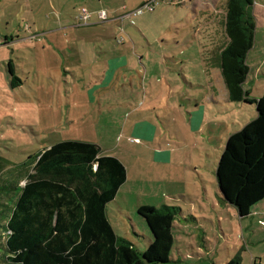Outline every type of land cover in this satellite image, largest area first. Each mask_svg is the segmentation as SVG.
<instances>
[{
	"label": "rangeland",
	"instance_id": "374dc122",
	"mask_svg": "<svg viewBox=\"0 0 264 264\" xmlns=\"http://www.w3.org/2000/svg\"><path fill=\"white\" fill-rule=\"evenodd\" d=\"M146 1L0 0V185L12 184L13 171L45 147L68 140L94 143L127 160L128 187L107 206L118 237L146 250L152 236L138 205L168 206L178 210L174 264H264V202L239 218L216 195L217 162L227 138L257 115L255 104L226 103L220 49L228 43V0H151L153 11L132 16ZM254 2V46L243 88L259 99L264 96V0ZM84 10L89 20L80 19ZM68 24L94 27L74 33ZM64 33L76 36L73 46L94 47L80 59L75 50L64 49ZM5 37L12 43L4 45ZM123 57L132 63L126 80L117 61ZM108 59L119 69L107 87L110 77L101 71ZM97 71L88 84L76 81L79 73L86 80L88 72ZM213 93L219 101L207 98ZM124 95L131 109L115 102L117 109L100 114L106 100ZM201 111L205 123L194 129L180 119ZM139 121L143 124L134 127ZM155 157L166 160L156 161V167L145 164Z\"/></svg>",
	"mask_w": 264,
	"mask_h": 264
},
{
	"label": "trees",
	"instance_id": "16d2710c",
	"mask_svg": "<svg viewBox=\"0 0 264 264\" xmlns=\"http://www.w3.org/2000/svg\"><path fill=\"white\" fill-rule=\"evenodd\" d=\"M253 7L254 0L227 1L228 43L220 53L229 101L255 104L257 112L229 135L216 169L222 200L243 218L264 202V96L252 99L243 88L247 56L254 46ZM30 158L13 171L12 184L9 180L0 185V264L178 262L171 259L176 208L138 207L152 236L142 252L115 234L107 206L127 180L118 158L103 155L97 144L71 140Z\"/></svg>",
	"mask_w": 264,
	"mask_h": 264
},
{
	"label": "crops",
	"instance_id": "0c3cea01",
	"mask_svg": "<svg viewBox=\"0 0 264 264\" xmlns=\"http://www.w3.org/2000/svg\"><path fill=\"white\" fill-rule=\"evenodd\" d=\"M70 1V0H69ZM255 3V2H254ZM74 17H75V15H74ZM72 20V19H71ZM74 20V19H73ZM66 21L68 22L69 20L66 18ZM74 24V23H73ZM85 27H94L93 25H90V26H85ZM84 26H78V25H74V26H72V25H67V28H68V30L70 29V30H72V31H74V33L75 32H77V31H79L81 28L83 29V28H85ZM58 29V28H57ZM85 29H88V28H85ZM83 35V34H82ZM84 36V38H87L88 36H91V35H83ZM64 38H65V42H67L68 44V46H65V50H75V52H76V54H80L78 57L80 58V59H83V53H85L86 51H88V50H91L92 49V47H94V46H84V45H80L79 44V46H73V42H75V40H76V36H72V35H66L65 33H64V36H63ZM68 37H70V38H72V41H67V38ZM6 38V40L4 41V45H8L9 43L11 44L12 43V39H10L11 37H5ZM81 38H79L78 37V40H80ZM11 42H10V41ZM1 47H4V46H1ZM95 48H97V46H95ZM224 49V47H222L221 49H220V53H221V51ZM75 54V55H76ZM118 61V63L120 62V61H122V65H123V75H124V79L126 80L127 79V77L129 78L130 77V74H131V69H132V63L128 60V58H125V57H123V60L121 59V60H117ZM107 63H108V65H107V67H106V69L105 70H103V71H101V74H103V77H106V75H109V76H107V79H109V77H110V79H109V81H108V83L106 84V86L108 87L109 86V84L112 82V77H114L115 76V74H116V71L119 69V67H116L115 68V66H116V62H113V63H111V62H109V59L107 60ZM73 68H76V67H73ZM99 69H101V68H99ZM150 68L148 67V68H145V72L146 73H148V70H149ZM128 70H130V71H128ZM118 72V71H117ZM91 72H88V76H87V78H86V80L83 78V76H82V73H79L78 74V76H77V79H76V81H80L81 83H83V84H88V83H90V80H91V78L90 77H92V78H98V76H99V72L97 71V72H95V73H91ZM89 74H90V76H89ZM224 80V79H223ZM131 81V85L133 84V81L135 82V80H133V79H131L130 80ZM225 83V82H224ZM213 88V90L215 91V92H217V90L214 88V87H212ZM247 91V90H246ZM228 92V91H227ZM248 92V91H247ZM224 93H226L225 91H224ZM223 93V94H224ZM249 93V92H248ZM91 96V95H90ZM227 96H228V94H227ZM207 98H212V100H216V101H219V96H218V94L217 93H213V94H209V95H207ZM146 99L147 98H145V101H146ZM91 100H92V102H94L95 100H94V98H91ZM209 100V99H208ZM111 101L112 102H110L109 103V101H107L106 100V110H103L100 114L101 115H103L105 112H107V111H109L110 113H112V111L113 110H115V109H117V107H115V102H117V105H119L120 107L123 105L124 106V108H127V107H129V109H131V105H130V100L128 101V99H127V97H126V95H124L123 96V98H120L119 96H115V97H112L111 98ZM216 104H218V102H215ZM226 103H228V104H230V105H233V104H238V103H233V102H230L229 101V97H228V99L226 100ZM199 105H197V107H198ZM207 106V105H206ZM231 107H233V108H239L240 106H237V105H235V106H231ZM99 109H103L102 107H100ZM108 112V113H109ZM97 113V112H96ZM96 113L95 114H92V111H91V116H96ZM193 114L194 113H188V116L185 114V115H182L181 116V121H184V122H187L188 124H189V127H192V129H194L196 126H200V125H203L204 123H205V120H206V118H205V115H204V113H203V111H201L200 112V114L199 115H197V116H193ZM240 114V109H239V111H237L236 110V116L237 115H239ZM110 116L111 117H113V114H110ZM235 119H237V117L236 118H234L233 120H235ZM146 123V122H145ZM245 123H248L247 122V120L245 121ZM244 123V124H245ZM138 124H143V123H141V121H139V122H136L135 124H134V127L135 126H137ZM233 124H234V122H233ZM110 125V124H109ZM126 125H127V122H125L124 123V127L126 128ZM148 126H151V125H149L148 124ZM242 127V126H241ZM240 127V128H241ZM146 130H147V128H146ZM146 133L147 132H143V135H145L146 136ZM50 146H48V147H45V148H43V149H41V152H43L45 149H47V148H49ZM125 150V149H124ZM116 151V150H115ZM40 151H38L37 153H35V154H38ZM101 152H102V154L103 155H107V156H114V157H116V158H118L124 165H125V167H126V170H127V180H126V182H125V184L124 185H122V186H127L128 187V184H129V182H130V179H129V175H128V169H127V166H126V161L127 160H125V158L126 157H120L121 155H118V153H116V152H114V151H111V150H105V152L104 151H102L101 150ZM154 153H156V154H158V155H160L159 153V151L157 150V149H155V152H153V154ZM123 154V153H122ZM166 159H160V160H158L157 159V157H155L154 158V160L152 161L151 160V158L150 159H146V162H145V164H148L149 166L150 165H155V167L157 166V163H156V161H160V162H164ZM150 161H152V162H150ZM28 163H30V161L28 162ZM141 170H143V168H140ZM12 170V169H11ZM17 179H19V178H17ZM21 180H23L24 179V177L22 176L21 178H20ZM22 183H23V181H22ZM217 188H218V186H217ZM121 189H122V187L119 189V191H118V194L117 195H119L120 193H121ZM117 195H116V197H117ZM217 195V197H218V199H219V201L222 203V204H224L225 206H230V207H232L229 203H227V202H225L224 200H222L223 199V197H222V194H221V192L219 191V188H218V193L216 194ZM115 197V198H116ZM114 201H115V199H114ZM263 203V202H262ZM138 206H140V205H138ZM137 206V207H138ZM142 206V205H141ZM235 211H236V209L234 208V207H232ZM108 211V210H107ZM236 213H237V211H236ZM251 214H253V212L251 213ZM237 215H238V213H237ZM239 216V215H238ZM249 216H251V215H249ZM248 216V217H249ZM240 218V217H239ZM245 218H247V217H245ZM136 236V235H135Z\"/></svg>",
	"mask_w": 264,
	"mask_h": 264
},
{
	"label": "built area",
	"instance_id": "2783aa9c",
	"mask_svg": "<svg viewBox=\"0 0 264 264\" xmlns=\"http://www.w3.org/2000/svg\"><path fill=\"white\" fill-rule=\"evenodd\" d=\"M152 1L151 0H147L145 2V5L143 8L137 10L135 13H133L132 16H135V15H138V14H141L143 12L144 9H147L149 11H153L154 10V6L152 5L151 3ZM80 19L82 20H89L90 19V15L88 14L87 11H83L82 14L80 15ZM1 42V41H0Z\"/></svg>",
	"mask_w": 264,
	"mask_h": 264
},
{
	"label": "water",
	"instance_id": "95a60500",
	"mask_svg": "<svg viewBox=\"0 0 264 264\" xmlns=\"http://www.w3.org/2000/svg\"><path fill=\"white\" fill-rule=\"evenodd\" d=\"M219 191H220V189H219ZM221 192V191H220ZM240 217V216H239ZM240 218H243V217H240ZM245 218V217H244Z\"/></svg>",
	"mask_w": 264,
	"mask_h": 264
}]
</instances>
